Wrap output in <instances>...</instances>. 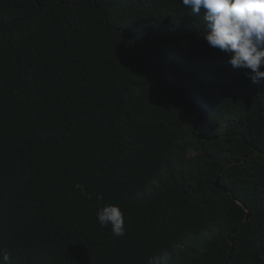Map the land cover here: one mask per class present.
Masks as SVG:
<instances>
[{"label": "trees", "instance_id": "16d2710c", "mask_svg": "<svg viewBox=\"0 0 264 264\" xmlns=\"http://www.w3.org/2000/svg\"><path fill=\"white\" fill-rule=\"evenodd\" d=\"M204 12L0 0L11 264H264V79L208 45ZM110 204L119 237L97 220Z\"/></svg>", "mask_w": 264, "mask_h": 264}, {"label": "clouds", "instance_id": "9594fccd", "mask_svg": "<svg viewBox=\"0 0 264 264\" xmlns=\"http://www.w3.org/2000/svg\"><path fill=\"white\" fill-rule=\"evenodd\" d=\"M192 13L204 9V39L212 48L229 56L233 68L251 70L253 83L264 79V0H181ZM102 199V197H98ZM100 226L108 227L114 236L124 235V212L110 204L97 211ZM0 264H11L7 248H0Z\"/></svg>", "mask_w": 264, "mask_h": 264}, {"label": "water", "instance_id": "95a60500", "mask_svg": "<svg viewBox=\"0 0 264 264\" xmlns=\"http://www.w3.org/2000/svg\"><path fill=\"white\" fill-rule=\"evenodd\" d=\"M255 155H263L264 156V153L256 152ZM220 177H221V175H220ZM219 182H220V178L218 179V182H217L218 185H219ZM251 218H252V212L250 210H247V217L245 219V223L249 222L251 220ZM233 250H234V246H233ZM233 250L231 253H233Z\"/></svg>", "mask_w": 264, "mask_h": 264}]
</instances>
